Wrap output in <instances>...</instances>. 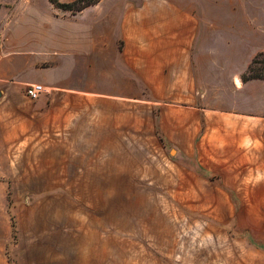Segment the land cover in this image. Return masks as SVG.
Masks as SVG:
<instances>
[{"label": "crops", "instance_id": "0c3cea01", "mask_svg": "<svg viewBox=\"0 0 264 264\" xmlns=\"http://www.w3.org/2000/svg\"><path fill=\"white\" fill-rule=\"evenodd\" d=\"M161 2L154 9L163 30L153 37L91 39L87 47L56 22L38 29L27 20L18 34L14 25L4 32L0 19V264H47V251L22 245L23 233L15 238L9 192L64 188L48 186L59 185L49 169L64 181L67 159L89 157L97 143L91 117L137 115L151 137L174 149L186 192H202L190 200L264 208V76L243 79L264 52L255 47L251 9ZM31 84L43 87L35 99L26 94ZM83 170L76 183L112 189L103 186L106 173Z\"/></svg>", "mask_w": 264, "mask_h": 264}, {"label": "rangeland", "instance_id": "374dc122", "mask_svg": "<svg viewBox=\"0 0 264 264\" xmlns=\"http://www.w3.org/2000/svg\"><path fill=\"white\" fill-rule=\"evenodd\" d=\"M156 1L99 0L71 12L49 0H0L1 27L7 32L14 25L19 34L28 21L38 29L56 22L84 47L91 39L149 38L163 30ZM161 1V6L172 5ZM187 1L194 8H250L255 47L264 48V0ZM246 73L263 76L264 55ZM91 120L88 129L97 143L90 146L89 157L67 159L64 181L56 168L49 169V181L59 185L48 186L64 188L9 192L17 205L15 238L23 233L22 245L47 251V264H264V208L204 206L190 200L202 192H186L185 174L171 160L174 149L151 137L137 115ZM78 170L106 173L110 184L103 186L112 189L76 183ZM249 227L250 241L262 250L241 239Z\"/></svg>", "mask_w": 264, "mask_h": 264}, {"label": "trees", "instance_id": "16d2710c", "mask_svg": "<svg viewBox=\"0 0 264 264\" xmlns=\"http://www.w3.org/2000/svg\"><path fill=\"white\" fill-rule=\"evenodd\" d=\"M54 6L61 8L63 10H69L71 12L81 11L84 8L96 4L99 0H73L72 2H59L58 0H49ZM264 55V52H258L252 59L248 70L251 67V64L258 63V56ZM264 76V75H263ZM252 77H262V76H251L244 74L243 79L252 78Z\"/></svg>", "mask_w": 264, "mask_h": 264}, {"label": "built area", "instance_id": "2783aa9c", "mask_svg": "<svg viewBox=\"0 0 264 264\" xmlns=\"http://www.w3.org/2000/svg\"><path fill=\"white\" fill-rule=\"evenodd\" d=\"M43 87L40 84H31L27 86L26 94L31 98L35 99L39 96V94L42 92Z\"/></svg>", "mask_w": 264, "mask_h": 264}]
</instances>
